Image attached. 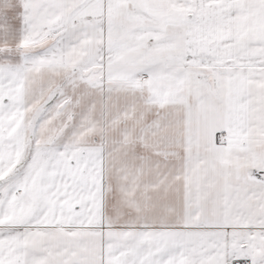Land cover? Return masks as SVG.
Listing matches in <instances>:
<instances>
[{
	"label": "snow or ice",
	"instance_id": "6c2138e0",
	"mask_svg": "<svg viewBox=\"0 0 264 264\" xmlns=\"http://www.w3.org/2000/svg\"><path fill=\"white\" fill-rule=\"evenodd\" d=\"M20 6L0 0V264H264V0Z\"/></svg>",
	"mask_w": 264,
	"mask_h": 264
},
{
	"label": "crops",
	"instance_id": "0c3cea01",
	"mask_svg": "<svg viewBox=\"0 0 264 264\" xmlns=\"http://www.w3.org/2000/svg\"><path fill=\"white\" fill-rule=\"evenodd\" d=\"M12 3L15 5L14 13H9V14L10 15H13L14 14L17 17H19L20 14L23 12L22 7L20 6V0H12ZM15 25H16L17 29H19V27L21 26V23H20V19L19 18L15 21ZM20 59L21 58L17 55L16 62L18 63L20 61ZM253 174L254 175L256 174L254 170H253ZM241 260H248V259H246V258H242V259L226 258V264H231L233 262L241 261Z\"/></svg>",
	"mask_w": 264,
	"mask_h": 264
},
{
	"label": "built area",
	"instance_id": "2783aa9c",
	"mask_svg": "<svg viewBox=\"0 0 264 264\" xmlns=\"http://www.w3.org/2000/svg\"><path fill=\"white\" fill-rule=\"evenodd\" d=\"M231 264H250V262L248 260H241V261L233 262Z\"/></svg>",
	"mask_w": 264,
	"mask_h": 264
}]
</instances>
